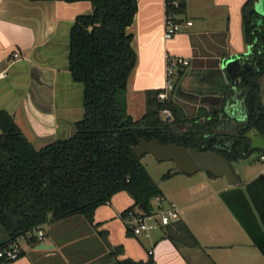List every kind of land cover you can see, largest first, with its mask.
<instances>
[{
	"label": "crops",
	"instance_id": "1",
	"mask_svg": "<svg viewBox=\"0 0 264 264\" xmlns=\"http://www.w3.org/2000/svg\"><path fill=\"white\" fill-rule=\"evenodd\" d=\"M181 1L183 9L176 17L182 26L172 38L164 39V0H137L127 27L136 52L126 87V112L133 118L145 111L146 90L162 88L165 53L188 61L177 69L169 97L187 116L202 118L217 111L227 96L230 85L220 72L221 59L247 49L241 13L245 0ZM90 11L86 0H0V72H4L0 110L11 115L37 148L71 136L75 121L82 117L83 86L68 69V40L74 17ZM186 20L191 23L185 24ZM235 174L233 185L226 180L215 182L220 176L209 174L194 189L187 185L188 197L178 200V205L192 212L186 210L179 218L198 244H175L153 232L143 235L146 253L152 249L155 264H264V163L247 170L244 177ZM113 195L101 204L103 210L101 205L94 209L92 223L80 214L44 223L40 243L48 248H37L35 238L34 243L26 237L20 243L17 238L22 253L9 264H55L57 258L64 264L70 260L69 264H111L115 259L140 258L133 234L127 233L120 217L133 199L125 192L119 196L120 204H114ZM75 229L91 240L67 250L70 240L61 234ZM117 245L122 246L121 253H114Z\"/></svg>",
	"mask_w": 264,
	"mask_h": 264
},
{
	"label": "trees",
	"instance_id": "2",
	"mask_svg": "<svg viewBox=\"0 0 264 264\" xmlns=\"http://www.w3.org/2000/svg\"><path fill=\"white\" fill-rule=\"evenodd\" d=\"M73 2L77 0H62ZM91 11L77 14L70 26L67 63L74 81L83 86V114L74 123V133L37 148L20 131L11 115L0 110V242L26 237L36 225L73 214L93 221L94 209L109 202L118 191L133 199L129 208L144 213L153 210V198L161 195L132 146L141 138L161 143L212 148L229 162L250 153L244 132L255 127L264 136V104L260 78L264 72V16L254 8L255 0H245L242 26L250 52L242 56L252 68L241 74L235 85L243 90L245 115L235 132L222 131L229 147L203 146L207 134L222 121V108L205 117L187 116L171 97L157 98L159 89L145 92V111L133 118L126 112V87L136 63L132 34L127 30L137 10V0H86ZM182 1L165 11L180 14ZM163 109L171 118L164 120ZM224 116V113H223ZM188 122L181 130L174 125ZM264 153V149L260 150ZM179 172V170H175ZM213 176L211 173L207 172ZM166 172L162 177H167ZM166 236L175 244L197 245L196 238L180 218L164 224ZM127 228V227H126ZM127 233H131L127 228ZM114 253H121L117 245ZM7 261H0V263ZM111 264H155L129 257Z\"/></svg>",
	"mask_w": 264,
	"mask_h": 264
},
{
	"label": "water",
	"instance_id": "3",
	"mask_svg": "<svg viewBox=\"0 0 264 264\" xmlns=\"http://www.w3.org/2000/svg\"><path fill=\"white\" fill-rule=\"evenodd\" d=\"M254 8L260 15L264 16V0H255ZM249 52L250 45L248 44L246 51L229 55L222 58L220 61V72L224 80L230 86L226 88L227 96L224 97L219 107V109L222 108L223 111L220 112L222 121L213 133L206 135L203 146L228 148L229 142L221 134L222 131L235 132L238 122L244 119V116L236 115L235 107L229 105L228 93L231 85H235V83L239 81L241 74L252 68L246 61L242 60V56L247 55ZM170 118L171 115L167 114L164 120H169ZM227 119H229L230 125L223 121ZM173 127L176 126L174 125ZM244 135L249 140L250 149H264V136L255 127L247 129ZM132 150L137 157L149 153L159 161L172 160L174 168L186 174H192L201 169L211 173L213 176H224L227 183L230 185L236 184L237 182L236 174L230 162L221 153L212 148L198 150L193 147L176 145L172 142L161 143L155 138L148 140L141 138L138 144L132 146ZM36 247L43 249L48 248V245L39 243Z\"/></svg>",
	"mask_w": 264,
	"mask_h": 264
},
{
	"label": "rangeland",
	"instance_id": "4",
	"mask_svg": "<svg viewBox=\"0 0 264 264\" xmlns=\"http://www.w3.org/2000/svg\"><path fill=\"white\" fill-rule=\"evenodd\" d=\"M262 79V83L260 86L261 89V94L264 95V77L260 78ZM244 91L238 89V87L236 85H231L230 91L228 93V101H229V105L235 107V112L236 115L238 116H244L245 115V106H244ZM262 95V96H263ZM264 98V97H263ZM224 122H227L230 125L229 119L227 120H223ZM242 121V120H241ZM188 122H183L180 123L179 125H177L175 128L176 130H181L183 129L186 125H188ZM219 127V125L217 126V128ZM263 153L260 150L257 149H251L250 153L247 154L246 156L243 157H238L236 159H233L230 161V165L233 169L234 172H236L238 175L244 177L245 175H247V170H251L252 168H258L261 167L262 164L264 163L263 161H261L260 158V154ZM140 161L143 164V166L145 167V169L148 171V173L150 174V176L156 181V183L158 184L162 194L164 195L163 197V201H162V205L163 208H169L170 204H174L177 208V212L180 216L183 215V212L188 210V213L192 212L191 208L189 207H180L178 205V200L181 201L184 199V197H188L187 196V191L186 189L188 187L190 188H195V186H197L199 183H201L202 180H204L206 178V176H209L205 170H201L199 169L198 171L192 173V175L190 174H186L184 172H175V168L173 166V162L172 160H162L159 161L157 160L152 154L149 153H145L140 157ZM171 172V174L167 177H162V175L166 172ZM178 174V175H177ZM219 176H217L218 178ZM221 179H218V181L215 182H224L225 177L224 176H220ZM210 180V179H208ZM191 184V185H190ZM187 185H189L187 187ZM125 191L121 190L116 192L111 200H114V204L115 203H119V200H121L119 198V196L122 195V197L124 196ZM175 198H177L175 200ZM102 207H100L99 210H103V205H101ZM193 207V206H191ZM181 208H182V213H181ZM205 210H207L208 208L203 207ZM190 210V211H189ZM200 211H203V209H198ZM158 220V219H157ZM159 222V221H158ZM45 228V227H44ZM81 231V229H75L71 232L68 233H63L61 234L62 238L66 237L70 240V244H68L66 246L65 249L67 250H73V249H79L81 245H84V243H87L91 240V238H82L81 235L79 234ZM154 236H159V235H165L166 234V229L164 227L163 224H161L159 222V225H157L154 228H151L148 230V233H152ZM75 237V239L73 238ZM132 238H134L135 240V244L137 249L139 250V254L140 255L138 259L135 260H142V261H146L148 259V255L146 253V249L144 246V236L143 234H137L131 236ZM137 238V239H136ZM72 239V240H71ZM20 243L26 242L24 240L23 237H19L18 238ZM90 252V250L88 251ZM82 259V258H81ZM13 260L11 261H7V263H12ZM68 261V260H67ZM73 260H70V262H67L66 264L72 263ZM43 264V263H41ZM55 264H64L63 260L58 259L55 262Z\"/></svg>",
	"mask_w": 264,
	"mask_h": 264
},
{
	"label": "built area",
	"instance_id": "5",
	"mask_svg": "<svg viewBox=\"0 0 264 264\" xmlns=\"http://www.w3.org/2000/svg\"><path fill=\"white\" fill-rule=\"evenodd\" d=\"M170 3L173 6L179 4V0H164V5ZM190 20H186L185 24L189 25ZM182 23L176 17L175 13L166 12L164 13L163 19V38H172L181 28ZM13 56H18L17 52L13 53ZM188 63L187 59L180 55H172L165 53L164 55V67H163V86L157 93V98L160 100L166 99L173 92L175 87L177 69ZM4 75V72H0V76ZM162 114L165 116L170 115L168 109H163ZM261 160H264V153L260 154ZM163 197L157 195L153 198L154 208L150 213H144L141 209L129 208L123 215H120L125 226L130 229L132 234H148V230L161 224H167L173 220L179 218L177 208L174 204H170L169 208L164 209L162 205ZM158 219V220H157ZM159 221V222H158ZM28 236H33L38 243L44 237V231L41 225L34 226L30 231L27 232ZM148 254H151L152 249H148ZM22 253L21 246L15 241L11 242H0V261H11L17 259Z\"/></svg>",
	"mask_w": 264,
	"mask_h": 264
}]
</instances>
